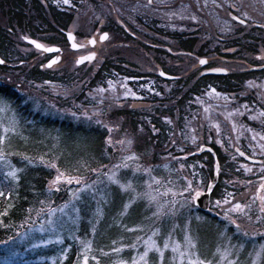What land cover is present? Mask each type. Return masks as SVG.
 Instances as JSON below:
<instances>
[{
	"label": "rangeland",
	"instance_id": "1",
	"mask_svg": "<svg viewBox=\"0 0 264 264\" xmlns=\"http://www.w3.org/2000/svg\"><path fill=\"white\" fill-rule=\"evenodd\" d=\"M214 2V3H213ZM213 5L211 6V4ZM251 1L247 4L250 6ZM202 6V8H201ZM206 7V8H205ZM220 4L216 0H158V4L149 5L146 9V13L150 16L153 14L157 17L158 21L155 20L152 15V20L156 23V27H160V34L162 38L173 44L174 41L170 36H164L162 30L167 33L172 34V30L184 31L186 35H191L197 22L200 21L197 16L198 13H202L203 18L208 15L216 20L213 22L214 26L220 32L234 31L236 28L232 29V25L229 21H226L222 17L221 13L217 10ZM205 8V9H204ZM97 15L100 16L101 11L97 10ZM80 11L79 14H81ZM247 15L246 10H243V15ZM195 17V19H193ZM99 20H103L101 16ZM0 23L2 26H7L6 19L0 18ZM203 29L200 32L199 44L204 42H212L219 40V38H209L208 33H214V30L210 26H206L207 22L205 20L201 21ZM199 26H197L198 29ZM205 27V28H204ZM249 27V26H248ZM71 29L74 27L70 26ZM171 30V31H170ZM186 30H190L187 32ZM217 36L224 38L217 32ZM212 32V33H211ZM195 34V33H193ZM232 34V33H231ZM87 35L82 36L80 40L86 41ZM225 39V38H224ZM98 44L96 48L98 59L102 56ZM165 49L166 46L162 45ZM221 48H223L221 46ZM207 49L212 51V47ZM224 49V48H223ZM69 55L73 57V53L65 52L62 57ZM135 55L138 57L139 70L150 69V63L144 67L145 62H140V57L144 56L135 51ZM151 55V54H150ZM25 56V54L23 55ZM160 58V57H156ZM173 60H168L171 62ZM247 61L241 60V64L245 65ZM28 61L21 63L22 67H29ZM61 65H66V60L61 62ZM175 68V69H174ZM175 71H178L179 67H173ZM84 76H88L91 70L88 68L83 70ZM79 82L80 78L78 76L73 77ZM107 77L106 85L104 87H96L94 89L93 95L88 92H82L81 97L77 99L78 84L75 85L73 81L69 82L67 80L62 81H30L28 75L21 74L16 69H0V85L14 90L17 94H20L23 102L27 106L32 107L39 116L44 117H61L66 113V115H72L74 110L71 108H77L78 110L84 109L81 112V119L87 123V121L94 124L102 126L107 135L104 140L105 146L109 147L113 153L110 157V162L107 163L103 168L97 169V171H92L89 175H80L85 168H80L76 166L62 165L57 162L58 155L45 157H36L42 162H45L48 167L53 169V178L57 175V169L60 170L64 175L70 177H82L83 183L88 184V188H81V183L76 180L68 181H57L56 185L53 186L48 184L47 192L50 194V199L47 201L40 200L32 212V214L26 219L28 220L26 226L16 231L14 236L6 241H0V264H26L27 261L33 262V264H63L68 257L69 248L65 243V237L72 239L77 243L76 254L80 253V249L83 244L78 242L74 237H79L80 241H91L92 250L89 253L88 264H97L96 261L91 259V256H96L99 264H114L118 259H122L131 264L134 255H138L139 252L143 251L142 240L144 237L151 233V229H157V233L153 236V239L157 241L159 245H163L164 238L166 236L170 239H174L181 243H184V233L187 229L189 235L195 241V251L202 259H209L212 264H217L220 261V256L216 253L217 247L221 250L224 248H230L231 251L229 255L225 258L223 264H227V260L231 259L233 264H252L251 253L254 249L258 248L261 244H264V223L261 217V205H257L255 198L252 193H249L250 183H252V178L257 177L262 174L263 166L261 165L259 169L253 170L258 167H254L245 162H236V165L232 166V171H222V176L219 181V188L216 191V195L211 198L210 214H216V221L213 217H206L201 213L195 212V207L188 199L189 193L183 191L189 183L195 188L197 185L201 184V170L199 168L198 162L188 163L183 159L187 160L188 157H183L186 154L188 141L194 143L197 141L196 133L194 131V126L190 124L188 117L186 115L188 110L186 109L185 114H179L177 116V111L174 110L173 119H164L158 121L160 123L166 124L167 138L163 145L156 146L153 143V148L147 146V149H143L146 146L145 140L147 137V130H150V126L147 124L142 125V134L137 126V130L131 126L132 124H124L121 119L111 117L108 119L107 112L108 109L114 110L116 107L124 106L126 101H132V105H139L141 107H134L136 110L141 108L145 110V107L150 108L149 112L154 114L153 111L155 107L159 109L167 103L170 104V100H165L160 102L162 98H166L167 93L162 94L161 91H156L154 96H147V102L143 100L142 94L135 93V86L131 84L132 79L128 77H115L110 79ZM73 79V80H74ZM135 83V82H134ZM106 86V87H105ZM247 86L254 91H262L264 89V77L252 81ZM115 87V88H114ZM172 87V86H170ZM119 88V90H118ZM144 91V90H143ZM128 95H125V93ZM60 94V96L57 95ZM135 93V95H132ZM50 94L52 97H47ZM180 92L176 94L178 96ZM59 98H58V97ZM24 97V98H23ZM154 97V98H152ZM259 97V96H258ZM142 99V100H139ZM57 104H55V101ZM58 101L59 105H58ZM119 102H121L119 104ZM58 105V106H56ZM95 105V106H94ZM0 106H3L5 110L0 112V135L4 136V140L0 143V150L3 151L5 159L14 166V154L10 153L9 149L13 152L11 148V142L13 137L20 134V127L16 121L17 111L12 105L8 97L0 94ZM244 112L240 110L234 111L233 115L235 119L232 121L234 124L243 125L246 129L249 126L244 125L240 117ZM262 111L255 109L254 112L248 115V118L256 121L257 123L263 122V117H261ZM72 117V116H71ZM78 119L77 115L73 116V121ZM191 122L196 125L197 120L191 118ZM169 123V124H168ZM76 127V125H75ZM8 128V131H4ZM253 137L248 135L245 130L238 128L239 143L245 142V140L252 139L251 141L262 148V140L264 138L262 133L256 131L253 127ZM111 129V131L109 130ZM57 130V129H56ZM145 130V131H144ZM173 132V135H172ZM156 128H152L150 134H156ZM172 135V137H171ZM171 148L164 151L163 149L167 147L168 140ZM111 140V143L108 140ZM128 139L132 140V144L128 145L126 141ZM244 139V141H242ZM155 140H157L155 138ZM124 141V143H121ZM162 142V141H161ZM236 142V141H234ZM90 143V137L86 136L84 138H75L72 142L66 140H60L59 151L60 154L67 152L69 146H73L72 152H77L78 150H84L85 146ZM9 147V149H8ZM264 149V146H263ZM145 150V151H144ZM136 154V158L131 160H124L126 155ZM181 154V155H180ZM40 156V154H37ZM61 158V157H59ZM29 160V158H27ZM227 160L230 164L233 163L234 158L228 156ZM34 161V160H33ZM37 161V160H36ZM55 162L56 167H52V163ZM57 162V163H56ZM227 162V163H228ZM127 165L123 167L122 165ZM116 165L117 167H113ZM181 165L183 167L181 168ZM236 166V167H234ZM247 166L249 171L245 170ZM17 168V167H16ZM144 169H148L145 172ZM9 171V168L5 166L3 161H0V191H7L9 187L14 183L11 178L5 179V173ZM115 172L116 179L122 184H131L130 188L121 189L119 184L113 183L105 173ZM18 174V172H17ZM155 177L154 181L152 178ZM50 180V181H51ZM260 180V178L258 179ZM49 181V182H50ZM147 181V183H145ZM69 189L72 192H76L77 189L80 191L76 196H71ZM171 189L172 191H167ZM135 190V191H133ZM63 195L62 193H64ZM173 192L176 193L175 200L176 203L173 206L171 203L173 200ZM136 193H150L156 197L155 201L150 202L144 195H138L133 200L132 197ZM230 195V199L228 196ZM88 199L92 202V215H96L93 220V224L90 225L89 236L81 237L77 236L76 232L80 229L78 225V219L81 214L79 209V203ZM132 200L129 205L127 212L120 216L119 213L123 210V205L126 201ZM222 201V203L217 204L216 201ZM167 201V203H165ZM68 202V203H65ZM143 210V220L133 224L131 223L127 226L123 218L129 214H137V212H142ZM239 203L245 205L242 211H233L232 205ZM113 206L112 214L105 218L103 216L104 212ZM157 204L163 205L162 215H154L156 213ZM174 207L175 211H169ZM49 209H52L51 213V224L49 221ZM97 209L100 210L99 216H97ZM228 211V216L235 220L236 223L233 224L228 218L225 217V211ZM29 211V210H28ZM89 214V215H90ZM114 218V219H113ZM259 218V219H258ZM119 221V223H117ZM220 224L219 229L216 228V224ZM95 225V231L92 230V226ZM139 225V227H136ZM239 226V227H238ZM229 230L231 234L227 230ZM114 230L115 234L111 238H105L107 232ZM124 230H127L124 236ZM123 232V234H122ZM245 232H255L256 235H245ZM231 234V235H230ZM60 236V241L56 240V236ZM233 235V236H232ZM119 236V237H117ZM141 237V241H137L136 237ZM236 236V237H234ZM253 236H259V242L255 245H251L254 242ZM117 237V238H114ZM106 242H104L103 240ZM114 238V239H113ZM42 240H47V244H53L57 247V251L53 255L48 256H34L32 258L28 257L29 250L36 248L37 246H46L47 244L41 243ZM109 240V241H108ZM115 242V243H113ZM136 243V247H132L133 243ZM99 243V244H97ZM94 244V245H93ZM120 245H126L127 247L121 248L119 252H110L111 248H119ZM64 248L68 251L64 253V258L61 260L60 254L63 252ZM101 249H103L102 254ZM171 249H165V254L163 258V264H173L170 259L173 256ZM149 264H157L159 259L158 254L154 251L149 253ZM30 263V262H29ZM74 264H80V256L78 255ZM181 264H187V260L181 262ZM258 264H264V256L258 258Z\"/></svg>",
	"mask_w": 264,
	"mask_h": 264
},
{
	"label": "trees",
	"instance_id": "2",
	"mask_svg": "<svg viewBox=\"0 0 264 264\" xmlns=\"http://www.w3.org/2000/svg\"><path fill=\"white\" fill-rule=\"evenodd\" d=\"M102 2L111 1L102 0L98 6ZM44 3L39 0H0V18H5L7 23V26H2L0 24V55L4 59H13L17 57L24 60L26 59V57L24 58L23 56V49L17 44V29L34 35H39L46 29L51 35H39L44 37L45 40L52 42L64 40L61 28H65L70 24L74 17L69 12L57 11L51 7V5L45 6ZM92 19L93 21H96L94 15H92ZM260 20L264 21L262 18H260ZM110 24L115 35L118 33L129 37L114 23L110 22ZM82 25L87 27L83 22ZM240 29L241 31L238 33V37L228 41V44L232 48H236L234 54L239 58H244L246 53L260 54L264 52V33L260 28H247L246 26H240ZM175 36L177 43L183 45L187 49H193L199 41V35L198 37H189L187 39L181 35L176 34ZM125 44L126 43L123 41L114 42L110 46L100 48V53L104 58V61L100 66H97L96 76H98L100 72H107L110 65H115L116 67V65L121 63H130V66L138 69V66L140 65L137 60L138 57L135 55V50L139 51L142 55L148 53L147 51L150 50L146 46H143L142 48H130ZM105 53H108L109 58L105 59ZM28 64H30V62H28ZM0 69L6 70L4 67H0ZM21 69L22 74H25V76L28 75L29 78H54V75L52 77V74L49 73L48 70L42 71L37 66L28 70H26L25 67H22ZM21 69L19 72L20 74ZM90 69L92 68L90 67ZM241 73L242 72L227 75V77H224L226 78L224 83H227L228 85H231L233 82L240 83L243 76ZM66 76H68L67 72H65V75L62 77L63 82L64 80H67L68 83L73 81L75 85L79 83L74 78H68ZM0 88H3V86H0ZM4 89H0V93L3 96L8 97L12 105L15 107L14 109L17 111V116L20 118L19 126L21 134L20 136L15 137L12 146L13 151L17 155L15 160L16 167L20 169L17 174L19 179L16 180L7 191H0L3 192V195H0V241L3 243L10 240L16 231L26 226L28 222L26 219L35 210L40 200L47 201L50 199L51 193L47 192V188L49 181L53 177V169L47 167L42 161L38 163L36 161V159H38L36 157H39L37 154H40V156L43 154L47 158L59 154L58 160L62 165L70 164L71 166L85 169L97 166L99 161L105 163L106 161L104 160L107 159L106 155L109 154V148L106 147L104 143V135L106 131L100 125L91 126L80 123L71 124L67 121H62L56 124V121L49 119V117H41L37 112H33L29 109H24L22 112H19V107H17L15 101L12 100L15 92L8 90L7 87H4ZM149 110L150 108L147 107H145V110L141 108L136 111H132L131 109L116 110L114 113H119L115 115L114 118H124L125 122L130 121L129 123L132 124V127L134 126L133 128L136 131V121L138 119L136 112L139 113L138 111H141L143 113L142 116H147L150 115ZM174 110L176 109L170 111L171 115H173ZM86 136L90 137V143L88 146H85L84 150H78L76 153L72 152L71 150L73 146L71 145L67 148V152L62 153V155L60 154V140L72 142L75 138H84ZM147 137L149 139L146 138L145 142L147 143L143 149H147L148 144L152 149L154 137L150 134L149 130H147ZM25 157L29 159L31 158L34 162L28 163V160L25 159ZM223 170H229L225 164L222 166V171ZM63 195H65V192ZM113 206H115V204H111V207L104 212L103 216L105 218H108L112 214ZM78 210L81 212L78 219L80 229L76 232V235L81 237L89 236L90 225L93 224L92 219L96 218V215H94V213L92 215L90 214L93 210L88 199L79 203ZM141 218H143V212H137L135 215H127L125 219L123 218V221L128 226L130 223L141 222ZM216 228H218L217 225ZM114 232V230L107 232L105 238H111V236L115 234ZM124 234L127 233L124 232ZM100 240L103 239L101 238ZM103 241L106 242L105 240ZM73 242L75 241L65 237V243H68L67 246L70 250L68 257L63 264H69L74 251V246L72 245ZM56 251L57 247L53 244H47L43 247L37 246L28 251L30 254L28 257L32 258L34 256L53 255ZM26 264H33V262L27 261Z\"/></svg>",
	"mask_w": 264,
	"mask_h": 264
},
{
	"label": "flooded vegetation",
	"instance_id": "3",
	"mask_svg": "<svg viewBox=\"0 0 264 264\" xmlns=\"http://www.w3.org/2000/svg\"><path fill=\"white\" fill-rule=\"evenodd\" d=\"M44 3L45 6L51 5L55 10L60 12H67L71 11L73 3H77L78 0H69V3H64V0H39ZM158 4V0H138L134 5L128 7V9L121 10V15L129 14L130 17L132 15L137 16L138 20L133 22V31L130 33H126L127 36H123L121 34H114L112 31V27L110 22L116 23L113 21L112 18H108V11L104 10L106 14L103 20L97 23H103L106 25L104 31L107 32V36L105 40H100L99 33L94 34L96 29L95 25H93V19L91 13L89 11L79 18L78 11L72 12L71 15L74 17L73 21L68 24L65 28H70V26L74 27L72 30L75 39H80L82 36L85 35H94L97 42L96 45L100 44V47L110 46L114 42H125L126 46L130 48H142L146 46L150 51L148 53L143 54L144 56L140 57V62H145L144 67L150 63L151 68L145 69L143 71H138L137 73L144 72L148 74L147 76L151 75V79L154 81H150L147 79L143 81L144 84L148 83L150 86H157V83L154 79H157V68L159 65L161 66L162 70L171 73L174 69L173 67H179L178 71L181 75V80L176 81L175 79L168 84H164L167 89L163 90L162 93L169 94V109H176L182 107L184 109H188L189 115L188 120L190 124L191 118H197L199 122L197 123V127L195 128L196 138L199 139L200 142H204L209 144L214 148L217 152L219 158L226 159L228 156H232L233 158L238 157L237 150L238 147L245 150L247 153H251L252 155H263L264 156V141L262 140V148L259 150V146H256L252 141V139L245 140V142L239 143L238 137V128L241 130H245L248 135L253 137V129L250 127H254V129L260 133L264 138V89L262 91H254L250 89L247 84L251 83L254 80L260 78L261 74L255 73L252 70L250 73L243 71L242 79L240 83L233 82L231 85L224 83V77L233 73H240L237 72L241 68H244L247 62H250L252 65H260L264 63V52L261 54H249L246 53L244 58H239L236 54L232 53V48L228 41H224V39L215 40L212 42H204L199 44V41L193 47V49H187L183 45L177 43V47L182 48V53L175 54L174 51L171 50L168 46H173L169 42H166L162 36H160L157 32L156 25L152 21V19L146 14V7L153 4ZM110 14V13H109ZM153 15V14H152ZM155 20L158 21L157 17L153 15ZM82 22L87 27L82 25ZM232 25V29L236 28V24L234 22L229 21ZM1 24V23H0ZM117 26V25H116ZM118 27V26H117ZM65 28H61V31L64 36L63 41H54L57 45L64 46V49L61 50V54L66 51L68 47L67 37L65 34ZM119 28V27H118ZM121 29V28H120ZM123 30V29H122ZM47 30L43 31L42 33H38L42 35ZM65 31V32H64ZM18 38L17 41L20 39L21 34H27L30 36H36L29 32L17 29ZM234 32L228 33V35H232ZM185 39L189 38L188 35H185ZM209 38H215L210 34ZM95 40V41H96ZM175 41L174 39H172ZM88 41V40H87ZM52 42V41H50ZM88 43V42H87ZM162 45H165L166 48L164 49ZM208 47H212V51L209 52L207 49ZM221 46L224 48H221ZM83 49V48H82ZM81 49V50H82ZM137 51V50H135ZM86 52V50L82 51V53ZM70 53V52H69ZM108 54V53H105ZM151 54V55H150ZM197 56H200L201 59L204 60L202 66L198 67ZM160 57V58H156ZM66 60L65 67H70L72 64L70 63L71 57L67 55L63 57V60ZM168 60H173L171 62H167ZM241 60L247 61L245 65L241 64ZM256 62V63H255ZM198 67V68H196ZM222 68L225 69L223 72L218 71H211V69ZM85 68L77 69L79 72H82ZM250 71V70H249ZM224 73V74H222ZM144 76V74H140L139 76ZM264 76V74H263ZM187 81V82H185ZM198 82L197 86L190 90L191 83ZM166 83V82H164ZM224 83V84H223ZM142 81L139 79L135 92L138 94H142L143 91L139 89L142 85ZM172 86V87H170ZM213 89L215 91H213ZM184 92L183 94V102L182 104H177V100L180 99L179 96H174L173 93L175 91ZM93 92L92 90L90 91ZM259 96V97H258ZM192 109L194 110L192 112ZM255 109H259L262 111L261 117H263L262 123H257L254 120L248 118L250 117L251 111L254 112ZM240 110L244 112L240 119L243 121L244 125L249 126L246 129L242 124L238 126V124H234L232 121L235 119L233 115L234 111ZM198 111V115L193 117V113ZM185 114V112H184ZM173 117V116H172ZM236 141V142H234ZM244 141V139H242ZM191 149L195 147L194 143H190L188 145ZM209 151L204 150L200 154L201 158V166H203V181H207L210 177L211 170L208 168V164L205 161L207 157H211ZM260 177H264V170L262 171L261 175H258L256 178L253 177L250 192L253 194L255 201L256 199L259 201L257 205H261L262 202L255 195L257 187L261 184V180H258ZM260 195H264V189H261ZM264 221V212L263 217Z\"/></svg>",
	"mask_w": 264,
	"mask_h": 264
},
{
	"label": "snow or ice",
	"instance_id": "4",
	"mask_svg": "<svg viewBox=\"0 0 264 264\" xmlns=\"http://www.w3.org/2000/svg\"><path fill=\"white\" fill-rule=\"evenodd\" d=\"M64 3H69V0H64ZM246 15V13H245ZM193 19H195V17H193ZM68 35V39L71 41L73 40V34L71 31H69L67 33ZM107 36V33H103L100 35V39L104 40ZM25 40L29 39V37L25 36L24 37ZM89 44H93L95 43V41L93 39H89L87 41ZM31 43L33 45H35L36 48L38 49H44L46 51H52L53 48L51 47H46L45 45L38 43L36 40H32ZM82 45L73 43L72 47L73 48H77V47H81ZM94 53H89L86 57H80L79 59L76 60V63L79 64L81 62V60H91L93 57ZM60 57L59 56H54L52 58V60L48 61V64L51 65L54 61L59 60ZM200 63L203 64L204 60L201 59ZM211 71H218V72H222L225 71V69L222 68H217V69H211ZM163 75V73H161ZM213 91H215L213 89ZM125 95H128V93L126 92ZM132 95H135V93H132ZM5 110V108L3 106H0V112H3ZM8 128H5L4 131H8ZM111 131V129H109ZM4 140V136L0 135V143H2ZM109 143H111V140H108ZM121 143H124V141H121ZM126 143L128 145L132 144V140L128 139L126 141ZM241 155H243L241 153ZM136 158V154L132 153L131 155H126L124 157V160H131ZM25 159H27V157H25ZM0 161H3L5 166L9 168V171H7L5 173V179L11 178V180L13 182H15L16 180L19 179V177L17 176V172L20 171V169L11 166L9 162L6 161L5 159V155L3 153L2 150H0ZM28 163H32V160H28ZM52 167H56L55 162L52 163L51 165ZM123 167H127V165H122ZM113 167H117L116 165H113ZM183 167V165H181V168ZM245 170L249 171L250 169L247 168V166H245ZM93 171H97V169H93ZM145 172H148V169H144ZM105 175L108 177L109 180H111L113 183L119 184L121 189H125V188H130L131 184H122L120 183V181L118 179H116V174L115 172H110V173H105ZM154 181L156 180L155 177L152 178ZM68 181L71 182L72 180H76L79 181L81 183V188H88L89 185L83 183V178L82 177H70V176H66L64 175L62 172H60L59 169H57V175L53 178V180H51L49 183L53 186L56 185L57 181ZM261 180V184L259 185V187H257L255 195L258 196V198L261 200L262 205H261V211L264 212V195H260L261 193V189H264V177H260ZM145 183H147V181H145ZM211 186H212V182L209 181L208 184V189L211 190ZM80 191V189H77L76 192H72L71 189H69L70 195L71 196H76V194ZM135 191V190H133ZM167 191H172L171 189H168ZM183 191L188 192L189 193V197L188 199L191 201H195L197 199V197H199L201 195V191L202 188L199 186V184L197 185V187L193 188L192 184L189 183L186 187L183 188ZM0 195H3V192H0ZM138 195H144L150 202L155 201L156 197L154 195H151L150 193H136L132 199L134 200L136 198V196ZM175 196L176 193L173 192V200H172V204L173 206L176 203L175 200ZM228 198L230 199V195L228 196ZM68 203V202H65ZM132 203V200H128L124 203L123 205V210L119 213L120 216H123L128 208L129 205ZM165 203H167V201H165ZM217 204L222 203V201H216ZM246 207L245 205H241L239 203H235L232 205V210L233 211H242L243 208ZM162 209H163V205L161 204H157L156 207V213H154V215H162ZM52 209H49V221L51 224V213H52ZM97 216H99L100 210L97 209ZM169 211H175L174 207L172 209H169ZM225 217L228 218L230 220L231 223L235 224L236 221L232 220L229 216H228V211H225ZM259 219V218H258ZM117 223H119V221H117ZM136 227H139V225H137ZM239 227V226H238ZM92 230L95 231V225L92 226ZM264 231V230H262ZM157 233V229L153 228L151 229V233L144 237L143 240L141 241V237H136L137 241H141L143 244V251L139 252L138 255H134L133 259L131 261V264H149V253L150 252H155L156 254H158V261L157 264H163V258H164V254H165V249H171V251L173 252V256L170 258L173 262V264H181L182 261H184L185 259L187 260V264H212V261L209 259H202L197 252L195 251V241L193 240V238L189 235L187 229L185 230L184 233V243L183 246L181 245L180 242L174 240V239H170V237L166 236L164 238V242L163 245H159L157 243V241L155 239H153V236ZM245 235H256L255 232H245ZM78 242L83 244V247L80 249V253H78V255L80 256V264H88V260H89V253L92 250V245H91V241H80L79 237H74ZM56 240L59 242L60 241V236L57 235L56 236ZM41 243L47 244L48 241L47 240H42ZM115 243V242H113ZM127 247L126 245H120L119 248H111L109 249L110 252L113 253H117L120 251L121 248ZM132 247H136V243L134 242ZM68 251L67 248H64L63 252L60 254V258L61 260H63L64 258V253H66ZM231 251L230 248H224L223 250H221L219 247H217L216 249V253L219 254L220 256V261L217 262V264H223L225 258L229 255V252ZM102 254H106L103 253V249H101ZM252 256V264H258V258L261 256H264V244H261L258 248L254 249L253 252L251 253ZM91 259L93 261H96L97 264H99V261L97 259L96 256H91ZM114 264H127L126 261L122 260V259H118L114 262ZM227 264H233V261L231 259L227 260Z\"/></svg>",
	"mask_w": 264,
	"mask_h": 264
},
{
	"label": "water",
	"instance_id": "5",
	"mask_svg": "<svg viewBox=\"0 0 264 264\" xmlns=\"http://www.w3.org/2000/svg\"><path fill=\"white\" fill-rule=\"evenodd\" d=\"M214 181H215V179H213L212 185L214 184ZM194 202L201 209L207 208V203H208V193H207V191L201 193V195L199 197H197V199Z\"/></svg>",
	"mask_w": 264,
	"mask_h": 264
}]
</instances>
